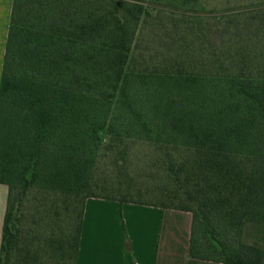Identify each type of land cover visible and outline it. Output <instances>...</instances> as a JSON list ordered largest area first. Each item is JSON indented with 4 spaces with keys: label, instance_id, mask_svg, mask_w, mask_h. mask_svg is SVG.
<instances>
[{
    "label": "trees",
    "instance_id": "obj_1",
    "mask_svg": "<svg viewBox=\"0 0 264 264\" xmlns=\"http://www.w3.org/2000/svg\"><path fill=\"white\" fill-rule=\"evenodd\" d=\"M133 1H13L0 264H76L90 197L190 211L191 256L264 264V248L227 244L264 231V27L185 4L143 48L160 0Z\"/></svg>",
    "mask_w": 264,
    "mask_h": 264
},
{
    "label": "crops",
    "instance_id": "obj_2",
    "mask_svg": "<svg viewBox=\"0 0 264 264\" xmlns=\"http://www.w3.org/2000/svg\"><path fill=\"white\" fill-rule=\"evenodd\" d=\"M14 0H0V86ZM9 188L0 182V250ZM190 211L99 197L86 201L76 264H228L195 258Z\"/></svg>",
    "mask_w": 264,
    "mask_h": 264
},
{
    "label": "rangeland",
    "instance_id": "obj_3",
    "mask_svg": "<svg viewBox=\"0 0 264 264\" xmlns=\"http://www.w3.org/2000/svg\"><path fill=\"white\" fill-rule=\"evenodd\" d=\"M80 2L82 3L81 6L86 8V6L90 4L91 0H80ZM94 2L102 6L103 9H114L115 3L119 7L124 6L126 3L136 4V1L133 0H94ZM150 4L152 7L157 6L161 12L154 11V18L151 21L152 23L148 22L145 24L144 16L142 17L140 24L143 27L146 25L144 30H139L140 35H142L141 45L143 48H145L150 41H153V38L161 32L159 31L160 26L155 23V21L157 22L156 16L166 22H170L175 18L178 19L180 15L176 16L171 12H174L175 14L185 13L187 10L185 8V4L187 6L196 5V8L200 9L202 14H207L210 17H215V15L221 14H237L240 16L241 14L252 12L258 19H249L251 27H264V0H160L158 2H154V4L146 2L145 6H150ZM168 33L169 35L174 33L173 29H168L167 34ZM167 40H169V36ZM139 151L142 150L139 149ZM144 153L145 152L142 151L139 156H143ZM239 237L240 238L231 236L227 241V244L233 245L232 247H236L238 246L239 240L249 245L254 244L264 248V231L258 230L255 227L247 226L246 229L239 234ZM48 264H52L51 261H48Z\"/></svg>",
    "mask_w": 264,
    "mask_h": 264
}]
</instances>
